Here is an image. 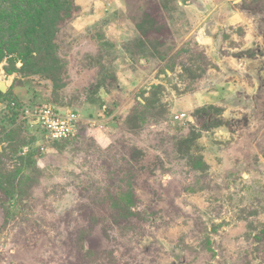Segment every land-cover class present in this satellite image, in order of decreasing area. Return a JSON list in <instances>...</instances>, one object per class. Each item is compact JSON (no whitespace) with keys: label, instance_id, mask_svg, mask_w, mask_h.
Instances as JSON below:
<instances>
[{"label":"rangeland","instance_id":"374dc122","mask_svg":"<svg viewBox=\"0 0 264 264\" xmlns=\"http://www.w3.org/2000/svg\"><path fill=\"white\" fill-rule=\"evenodd\" d=\"M0 83L81 120L0 114V264H264V0H0Z\"/></svg>","mask_w":264,"mask_h":264},{"label":"built area","instance_id":"2783aa9c","mask_svg":"<svg viewBox=\"0 0 264 264\" xmlns=\"http://www.w3.org/2000/svg\"><path fill=\"white\" fill-rule=\"evenodd\" d=\"M20 118L29 125L38 126L51 141L73 139L81 121L74 111L56 110L47 104L24 108Z\"/></svg>","mask_w":264,"mask_h":264},{"label":"trees","instance_id":"16d2710c","mask_svg":"<svg viewBox=\"0 0 264 264\" xmlns=\"http://www.w3.org/2000/svg\"><path fill=\"white\" fill-rule=\"evenodd\" d=\"M52 2L53 1H50V3H52ZM45 10L46 9H44L43 11H45ZM42 105H45V104H42ZM47 105L52 106L56 110H62L61 108L57 107L56 105H54L52 103H49ZM34 106H36V105L35 104L29 105V104H27V102L22 101V100L17 99V98H8V99H4V100L0 101V114L8 116V119H10L11 121H18L20 119V116L22 115V110L24 108L34 107ZM69 140H71V139H69ZM65 141H52V142L61 143V142H65Z\"/></svg>","mask_w":264,"mask_h":264},{"label":"bare ground","instance_id":"6f19581e","mask_svg":"<svg viewBox=\"0 0 264 264\" xmlns=\"http://www.w3.org/2000/svg\"><path fill=\"white\" fill-rule=\"evenodd\" d=\"M0 89L5 91L6 90V86L4 84L0 83Z\"/></svg>","mask_w":264,"mask_h":264}]
</instances>
